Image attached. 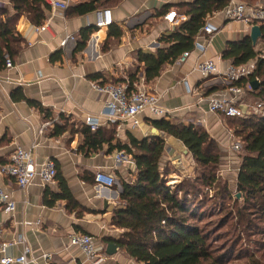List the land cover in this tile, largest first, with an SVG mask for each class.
Returning <instances> with one entry per match:
<instances>
[{"label":"crops","instance_id":"1","mask_svg":"<svg viewBox=\"0 0 264 264\" xmlns=\"http://www.w3.org/2000/svg\"><path fill=\"white\" fill-rule=\"evenodd\" d=\"M59 1L67 2L68 8L48 4L50 8L41 26H36L26 16L18 20L17 30L25 39V46L14 58V66L0 71V164L9 161L17 147L28 149L36 143L37 164L43 165L49 159L55 161L57 174L66 181L78 207L70 210L66 200L51 201L50 194L61 191L57 178L48 184L37 178L22 189L15 180L0 175V185L8 189L16 203L11 214L0 206L3 238L17 240L20 235L25 236L32 249L31 264H89L80 248L69 242L72 233H87L94 237L100 251L107 254L106 264H137L120 247L112 255L106 251L108 244H118L117 239L124 233L112 223L122 203L117 188L98 185L95 176L103 171L117 179L134 178L135 161L116 166L114 156L119 150L108 153L107 145L103 151L90 152L83 148L84 137L78 130L86 125L88 114H100L108 99L107 94L93 88V83L127 79L141 69L137 72L140 80L135 86L160 94L161 105L169 111L167 118L172 122L204 128L219 144L227 165L235 164L237 160L231 148L235 137L227 119L208 110L207 100L225 94L247 108L249 97L246 92L236 96L225 89L228 84L221 75L205 77L196 66L211 59L219 72L225 71L232 65L231 60L223 57L228 42L242 39L250 33L251 27L238 21H226L220 12L215 13L208 22L218 31L213 36L201 31L196 41L198 46L185 61L178 59L165 65L159 77L147 82L137 53L141 50L156 54L164 46L161 36L171 34L178 26L179 23L171 25L165 19L168 11L162 14L167 6H172L169 11H177L175 5L194 0ZM0 6L13 12L12 0H0ZM105 9H111L113 23L100 29L97 21L99 13ZM181 15L182 20L185 19ZM118 29L119 34L113 33ZM83 30H91L89 39L85 48L76 52ZM17 89H21L25 99L12 98ZM30 101L39 103L45 111L31 105ZM156 118L146 111L138 116V126L132 121H120L115 127H102L114 130L113 143L116 140L130 143V136L138 140L162 138L165 152L161 163L174 168L166 177L167 185L173 188L180 182L182 173L188 174L193 169L195 161L182 141L153 125ZM63 122L69 127L62 131L57 125L61 127ZM21 250L22 247L15 244L6 254L18 256ZM45 253L52 256L51 261L43 257Z\"/></svg>","mask_w":264,"mask_h":264},{"label":"trees","instance_id":"2","mask_svg":"<svg viewBox=\"0 0 264 264\" xmlns=\"http://www.w3.org/2000/svg\"><path fill=\"white\" fill-rule=\"evenodd\" d=\"M241 1L256 3L255 0ZM228 2L194 0L175 5L185 19L171 34L161 36L160 42L164 46L156 54L141 50L137 53L143 64L145 81L155 80L165 65L177 61L184 52L193 51L197 36L208 19L225 8ZM12 6L13 12L0 6V71L6 69L7 58L14 61L25 46V39L17 30L18 20L26 16L33 24L41 26L50 8L46 0H12ZM170 7L167 6L162 14L169 12ZM256 24L261 26L263 35L260 40L264 41V21ZM90 31L81 32L76 52L85 48ZM113 33L119 34L120 30ZM223 57L236 67L255 62L248 76L231 85L246 89L247 96L256 103H264V53L253 45L249 34L238 41H229ZM137 72L141 69L127 79L100 83L125 84L132 92L140 80ZM256 79L260 81L259 87L256 90L248 88ZM228 87L229 84L225 89ZM12 98L23 100L25 95L17 89ZM30 104L45 111L39 103L30 101ZM224 117L235 140L242 145L238 151L240 162L235 193L231 192L229 182L218 174L222 161L219 144L198 125L174 123L166 116L152 121L157 129L182 141L195 161L198 175L183 179L173 188L167 185L166 177L174 172V168L161 163L165 152L162 138L138 140L130 136V143L122 144L119 140L113 143L115 132L112 128L100 127L92 131L83 125L78 130L84 137L83 148L88 151H103L107 145L108 153L124 150L135 161L134 178H119L122 205L114 213L112 223L124 230L117 239L120 249L137 264H229L235 257L242 259L240 264H264V107L259 113L249 111L244 116ZM57 126L62 131L69 127L66 122ZM56 175L61 191L51 193V201L66 200L68 208L75 210L78 204L66 181ZM113 187L117 188V185ZM207 188L215 190L209 199L205 194ZM218 198L224 202L233 199L234 205L223 204L221 211L225 213L222 217L216 222H204L208 202Z\"/></svg>","mask_w":264,"mask_h":264},{"label":"built area","instance_id":"3","mask_svg":"<svg viewBox=\"0 0 264 264\" xmlns=\"http://www.w3.org/2000/svg\"><path fill=\"white\" fill-rule=\"evenodd\" d=\"M49 5L58 6L63 9L68 8V3L59 0H47ZM220 13L226 21H238L252 27L256 22L264 21V2H256L254 4H247L241 0H229L228 4L223 8ZM99 20L97 21L98 28H108L113 23V16L111 9H105L99 13ZM183 16L176 10H170L165 14V19L172 25L180 23ZM218 31V28L213 26L208 21L202 29V34L213 36ZM201 34V35H202ZM200 34L197 36L199 38ZM66 38L62 43L66 44ZM198 46L196 42V47ZM190 52H184L179 60L185 61ZM254 62V61H253ZM255 63V62H254ZM246 64L240 67L234 65L229 66L225 71L219 72L216 63L211 60H204L197 64L196 69L201 72L205 77H209L218 73L229 83L226 89L236 96L245 94L246 89L237 85H231L233 82L239 80L241 77L248 76L254 69L255 64ZM13 61L10 58L6 60V67L12 68ZM93 88L101 93L107 94L108 99L100 114L97 116L88 114L85 118V124L90 127L92 131H96L103 125H114L120 121H132L134 126L139 125L138 116L143 112H150L156 117L168 116L167 111L161 105V95L158 93L150 92L145 88L137 85L135 90L129 92L125 84L106 83L101 84L98 82L93 83ZM250 89L251 85H249ZM208 110L213 113L221 114L228 117L244 116L249 111L262 112L264 103L258 102L254 105H249L243 108L239 105L237 99L229 98L225 94L219 96H211L207 100ZM48 123L47 125L51 124ZM233 134V133H232ZM234 136V135H233ZM37 146L33 143L28 149L17 147L12 153L9 161L0 164V175L11 178L16 181L18 186L22 189L29 186L37 178L44 184L54 182L57 168L54 160L49 159L43 165H38L34 149ZM241 143L237 140L231 145L233 150H240ZM133 160V157L126 151H118L114 156L116 166L127 163ZM98 185L104 187H113L116 178L103 171H98L95 176ZM0 206L6 212L11 214L16 209V203L8 189L0 185ZM4 229L0 227V264H31L32 249L26 241L25 236L20 235L17 240H7L3 238ZM70 245L77 246L86 257L89 264H106L107 254L100 251L94 237L87 233H72L69 237ZM20 245L22 247L21 254L18 256H10L6 254L7 249L12 245ZM43 257L51 261L50 254H43ZM52 264V262H48Z\"/></svg>","mask_w":264,"mask_h":264},{"label":"rangeland","instance_id":"4","mask_svg":"<svg viewBox=\"0 0 264 264\" xmlns=\"http://www.w3.org/2000/svg\"><path fill=\"white\" fill-rule=\"evenodd\" d=\"M261 1L264 2V0H255V2H261ZM177 12L181 15V11L180 10L179 11L177 10ZM257 49L259 51H261L262 53H264V41L263 40H259L258 41ZM248 101L250 103V106L251 105H254L256 103L253 99H250V97H249V100ZM233 151H234L233 152L234 153L233 156H234L235 160H237V163L232 164V165L231 164L230 165L229 164L227 165L228 162L227 161L225 162L224 159L222 158V161H221V165H220L218 174L221 175V177L223 178V180L229 182V186H230L231 192L235 193L236 192V189H235V185L236 184H234V183L236 181V178L235 177H236L237 171L239 169V167H238L239 166V163L238 162H240V159L238 157V151L239 150H233ZM222 156H223V154H222ZM191 167H193V169L191 171L188 169L190 171V172L188 171L189 172L188 174H184L183 175V173H182L180 175V177H181V180L180 181H182L185 178L186 179L187 178H195L198 175V173L196 171V165L191 166ZM226 168H229V170H227ZM186 169H187V167H186ZM214 193H215V190H211L210 188H207L205 190L206 196L207 197L209 196L208 199L211 198L214 195ZM240 196H238V197H240ZM211 200L212 201H209L208 204H207L206 213H205V216H204V222H206V223H208V222H216L218 220V218L222 217V215L225 213V211H221V208H222V205L223 204L225 205L228 202L232 206L234 205L233 204V201H234L233 199L231 201L230 200H227L225 202L223 200H221L220 198L215 199V200L211 199ZM227 206H229V205H227ZM227 209L228 208L226 207V210ZM241 260L242 259H239V258H236L235 257L234 259H232L230 261L229 264H240V262H243Z\"/></svg>","mask_w":264,"mask_h":264},{"label":"water","instance_id":"5","mask_svg":"<svg viewBox=\"0 0 264 264\" xmlns=\"http://www.w3.org/2000/svg\"><path fill=\"white\" fill-rule=\"evenodd\" d=\"M262 30H261V26L259 24H254L251 29H250V33H249V36L251 37L252 39V42H253V45L256 46L258 44V41L262 38ZM226 82V84H229L230 82H228L227 80H224ZM259 83L260 81L258 79L254 80L251 82V88L253 90H256L258 87H259ZM115 185H117V190L119 193L122 192V187H121V184H120V181L119 179L116 178V181H115ZM238 196H240V194H238ZM119 245L116 244L115 242H110L107 246V253L109 255H112L114 253L117 252V249H118Z\"/></svg>","mask_w":264,"mask_h":264}]
</instances>
